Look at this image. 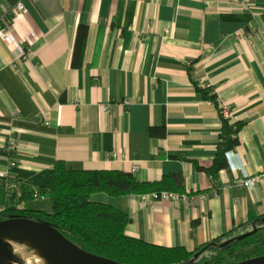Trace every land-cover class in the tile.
I'll return each instance as SVG.
<instances>
[{
	"label": "crops",
	"instance_id": "crops-1",
	"mask_svg": "<svg viewBox=\"0 0 264 264\" xmlns=\"http://www.w3.org/2000/svg\"><path fill=\"white\" fill-rule=\"evenodd\" d=\"M19 1L27 12L16 15ZM263 31L264 0H0V191L48 189L57 162L174 179L188 200L91 201L126 214V235L155 246L195 252L248 234L264 219ZM200 90L243 124L216 177L220 105Z\"/></svg>",
	"mask_w": 264,
	"mask_h": 264
},
{
	"label": "trees",
	"instance_id": "trees-1",
	"mask_svg": "<svg viewBox=\"0 0 264 264\" xmlns=\"http://www.w3.org/2000/svg\"><path fill=\"white\" fill-rule=\"evenodd\" d=\"M87 35L88 26H79L72 62L74 68L82 66ZM200 93L206 101L219 105L216 97L211 96L209 91L200 90ZM218 108L222 117V132L217 157L208 171L213 177L224 167L227 153L239 145L238 134L243 128L242 123L232 122L231 117L226 118L223 109ZM164 134L162 131V135ZM48 179L49 188L40 189L38 199L47 201L49 210H33L30 205L22 208L23 204L36 199L34 192H28L25 187L19 193H9L2 188L0 221L12 216H22L47 222L84 251L118 264H238L264 256V219L254 227L253 230L256 229L257 232L245 239H234L226 246H222L224 242L219 240L198 251L188 252L184 248H165L128 237L126 228L130 219L126 214L91 201L96 194L128 197L154 192L175 193L178 190L174 188V179L139 183L131 174L124 172L78 171L64 162L55 164ZM197 254L200 255L196 257Z\"/></svg>",
	"mask_w": 264,
	"mask_h": 264
},
{
	"label": "water",
	"instance_id": "water-1",
	"mask_svg": "<svg viewBox=\"0 0 264 264\" xmlns=\"http://www.w3.org/2000/svg\"><path fill=\"white\" fill-rule=\"evenodd\" d=\"M18 231L22 233L24 238L32 240L40 248L50 264H62L59 257L60 251H64L68 256V264H118L84 251L47 222L36 221L22 216H12L7 220L0 221V264H9L16 260L12 247L2 239ZM256 232L257 230L255 229L234 239L242 240ZM234 239L226 241L222 246L232 243ZM199 255L197 254L196 257ZM238 264H264V256Z\"/></svg>",
	"mask_w": 264,
	"mask_h": 264
},
{
	"label": "bare ground",
	"instance_id": "bare-ground-1",
	"mask_svg": "<svg viewBox=\"0 0 264 264\" xmlns=\"http://www.w3.org/2000/svg\"><path fill=\"white\" fill-rule=\"evenodd\" d=\"M2 240L12 247L16 257L9 264H20L18 260L23 261V264H50L40 248L32 240L24 238L21 232H14ZM59 257L62 264H68L69 259L64 251L59 252Z\"/></svg>",
	"mask_w": 264,
	"mask_h": 264
},
{
	"label": "built area",
	"instance_id": "built-area-1",
	"mask_svg": "<svg viewBox=\"0 0 264 264\" xmlns=\"http://www.w3.org/2000/svg\"><path fill=\"white\" fill-rule=\"evenodd\" d=\"M35 1L36 0H31L32 3H34ZM236 1L240 2L243 0H236ZM25 12H27L26 6L24 5L23 2L19 1L17 3L16 7L14 8V14L19 15V14H22ZM2 21H3V19H2ZM9 34H10V31L3 32L1 35L2 41L7 40L9 38ZM22 56H25L24 53H22ZM201 85H204V84H201ZM218 103H219L220 107L223 109L224 116L226 118L231 117L228 108L226 106H224L223 103H221L219 101H218ZM136 170H137V167L135 166L133 169V172H135ZM0 176L4 177L5 175L0 174ZM260 179H261V177H259V176L246 178V179L241 180L239 182V185H240V187H243V188H252V187H255L257 185V183L259 182ZM9 186L11 188H13L11 185H9ZM34 196H35V198H39V193L38 194L35 193ZM146 197H151L153 199L162 200V201H171L173 203H179V202L188 200V194L187 195L186 194H177V193H171V192L153 193V194L147 195ZM41 199L44 200L43 198H41Z\"/></svg>",
	"mask_w": 264,
	"mask_h": 264
},
{
	"label": "rangeland",
	"instance_id": "rangeland-1",
	"mask_svg": "<svg viewBox=\"0 0 264 264\" xmlns=\"http://www.w3.org/2000/svg\"><path fill=\"white\" fill-rule=\"evenodd\" d=\"M264 32V31H263ZM30 206L33 210H49V203L41 199H37L30 202ZM20 264H23V261L19 260Z\"/></svg>",
	"mask_w": 264,
	"mask_h": 264
}]
</instances>
